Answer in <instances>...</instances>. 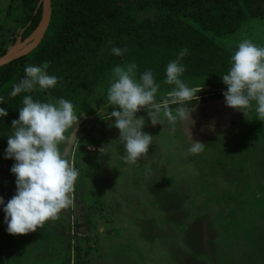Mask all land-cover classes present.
<instances>
[{
	"label": "rangeland",
	"instance_id": "rangeland-1",
	"mask_svg": "<svg viewBox=\"0 0 264 264\" xmlns=\"http://www.w3.org/2000/svg\"><path fill=\"white\" fill-rule=\"evenodd\" d=\"M21 14L20 0H0V45L18 42ZM216 39L232 53L244 40L264 46V14ZM111 77L112 70L92 94L70 101L80 118L66 134L75 132L70 148L69 141L59 147L79 171L73 204L45 223L46 238L1 239L0 264H83V255L87 264H264V121L255 106L246 117L226 105L222 79L182 76L189 87L203 85L186 106L193 109L192 139L204 150L188 154L194 141L186 123L154 125L142 109L136 115L153 143L130 164L119 129L110 126ZM164 80L158 102L174 87ZM42 92L48 103L57 101ZM13 131L0 129V138L7 143ZM15 194L16 187L7 190L5 204Z\"/></svg>",
	"mask_w": 264,
	"mask_h": 264
},
{
	"label": "trees",
	"instance_id": "trees-1",
	"mask_svg": "<svg viewBox=\"0 0 264 264\" xmlns=\"http://www.w3.org/2000/svg\"><path fill=\"white\" fill-rule=\"evenodd\" d=\"M23 28L20 39L29 37L42 17L39 0H20ZM151 13H148V12ZM264 14V0H52L50 24L41 42L30 53L0 66V129L10 130L19 118L23 97L47 102L40 90L10 95L13 85L25 77L26 66L47 65L49 75L58 78L56 87L47 89L57 100H76L92 94L109 71L124 63H134L139 79L145 70L156 82L166 78V67L176 60L185 66L182 76L205 77L207 82L222 79L230 68V49L216 37L236 32L249 17ZM3 41V40H2ZM0 45V55L13 46ZM127 48L122 56L111 49ZM7 143L0 138V196L16 187L11 167L14 158H5ZM9 201V200H7ZM5 212L0 205V241L9 237ZM27 238L47 237L46 226L27 233ZM2 245L0 242V257ZM81 263L87 264L85 255Z\"/></svg>",
	"mask_w": 264,
	"mask_h": 264
},
{
	"label": "clouds",
	"instance_id": "clouds-1",
	"mask_svg": "<svg viewBox=\"0 0 264 264\" xmlns=\"http://www.w3.org/2000/svg\"><path fill=\"white\" fill-rule=\"evenodd\" d=\"M112 53L122 56L127 48L113 47ZM187 54L183 49L176 60L166 67L164 83L172 87L162 101L156 100L160 84L154 73L145 70L136 78V65L116 66L112 69L107 100L113 105L110 117L115 120L110 126L119 129V141L123 145L125 162L136 164L149 153L153 136L144 132L145 118L136 113L147 110L151 122L175 125L186 123L190 140L194 141L188 154H199L204 143L192 139L190 125L194 122L186 102L198 100L197 93L202 86L189 87L182 80L185 66L180 60ZM47 65L26 66L25 77L13 85L10 95L47 90L56 87L58 78L49 75ZM227 85L223 92L228 107L242 111L246 117L253 106L257 118L264 121V46H257L250 40L239 43L230 58V68L222 76ZM5 98L0 96V102ZM19 108V118L12 121L13 133L8 136L5 158L16 161L11 172L16 176V194L4 205L7 232L12 235L27 234L42 228L46 222L59 219L63 210L73 204L75 184L79 171L74 167L59 147L69 141L66 135L76 126L77 116L74 105L60 98L55 103L34 100L32 95L23 97ZM171 105H176L175 108ZM162 114V116H161ZM5 108H0V117L7 116ZM191 121V123H187Z\"/></svg>",
	"mask_w": 264,
	"mask_h": 264
},
{
	"label": "water",
	"instance_id": "water-1",
	"mask_svg": "<svg viewBox=\"0 0 264 264\" xmlns=\"http://www.w3.org/2000/svg\"><path fill=\"white\" fill-rule=\"evenodd\" d=\"M39 5H42V17L39 25L29 37L24 40L19 38L18 42L16 41L13 46H11L5 53L0 55V66L27 55L41 42L50 24L52 16V0H39ZM74 137L75 132L69 139L68 148H70Z\"/></svg>",
	"mask_w": 264,
	"mask_h": 264
},
{
	"label": "crops",
	"instance_id": "crops-1",
	"mask_svg": "<svg viewBox=\"0 0 264 264\" xmlns=\"http://www.w3.org/2000/svg\"><path fill=\"white\" fill-rule=\"evenodd\" d=\"M219 80V79H218ZM213 81V80H212ZM96 147H100L101 149H102V147L101 146H99V145H97ZM96 147L94 146V148L96 149ZM92 148V147H91ZM100 148H98V149H100ZM102 151V150H101ZM147 160H145V163L146 162H149V161H153V159L152 158H149V157H147L146 158ZM151 159V160H150ZM149 160V161H148ZM141 164V163H140Z\"/></svg>",
	"mask_w": 264,
	"mask_h": 264
},
{
	"label": "flooded vegetation",
	"instance_id": "flooded-vegetation-1",
	"mask_svg": "<svg viewBox=\"0 0 264 264\" xmlns=\"http://www.w3.org/2000/svg\"><path fill=\"white\" fill-rule=\"evenodd\" d=\"M22 32V31H21ZM21 34V33H20ZM19 38H20V36H19ZM16 41H17V39H16Z\"/></svg>",
	"mask_w": 264,
	"mask_h": 264
},
{
	"label": "bare ground",
	"instance_id": "bare-ground-1",
	"mask_svg": "<svg viewBox=\"0 0 264 264\" xmlns=\"http://www.w3.org/2000/svg\"><path fill=\"white\" fill-rule=\"evenodd\" d=\"M35 34H36V32H35ZM34 36V35H33Z\"/></svg>",
	"mask_w": 264,
	"mask_h": 264
}]
</instances>
